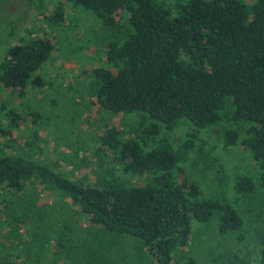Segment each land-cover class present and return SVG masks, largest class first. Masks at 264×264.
Wrapping results in <instances>:
<instances>
[{"label": "trees", "instance_id": "trees-1", "mask_svg": "<svg viewBox=\"0 0 264 264\" xmlns=\"http://www.w3.org/2000/svg\"><path fill=\"white\" fill-rule=\"evenodd\" d=\"M26 4L50 29L63 22L66 4L90 13L103 27L125 21L124 37L104 44V65L83 73L96 83L99 108L111 114H137L144 122L138 137L115 125H105L99 137L98 155L122 180L128 179L125 183L82 184L18 152L0 153V230L19 223L20 217L6 209L9 198L27 181L67 201L89 225L135 238L148 264H194L191 257L173 258L174 251L188 242L191 220L205 222L217 213L219 234L239 229L242 219L235 209L223 199L202 197L166 144L147 150L142 144L181 119L196 129L218 121L232 125L246 121L240 143L254 161V179L238 175L232 187L238 194L255 185L264 190V0H26ZM6 31L14 36V23L8 22ZM27 33L5 47L0 57V137L10 150L17 144L13 131L21 114L9 107L4 94L22 97L28 84L46 85L37 71L53 50L48 35ZM194 136L188 134L182 149L191 147ZM38 139L32 130L24 143L36 145ZM237 140L235 129L223 131L225 146ZM257 262L264 264V240Z\"/></svg>", "mask_w": 264, "mask_h": 264}, {"label": "rangeland", "instance_id": "rangeland-1", "mask_svg": "<svg viewBox=\"0 0 264 264\" xmlns=\"http://www.w3.org/2000/svg\"><path fill=\"white\" fill-rule=\"evenodd\" d=\"M63 16V22L50 29L26 0H0V57L26 30L28 36L45 34L53 42L50 58L37 71L47 84L40 88L28 84L22 97L4 94L21 120L13 131L15 149H6L0 137V153L18 152L82 184L125 183L127 177L122 180L98 155L99 137L105 125L118 126L126 135L138 137L144 121L137 114H111L99 108L96 83L83 72L104 65V44L123 38L127 25L120 21L103 27L90 13L69 4ZM8 22L14 23L11 37L6 31ZM247 126L246 121L237 125L218 121L196 129L181 119L170 129L161 128L153 141L142 144L145 150L166 144L175 154L176 165L195 182L202 197L227 201L242 219L239 229L225 234L217 232V213L205 222L191 220L188 242L174 251L175 260L191 257L194 264L258 263L264 240V190L255 185L252 191L238 194L232 187L238 175L254 179V161L240 143ZM227 128L238 133L233 146L222 142ZM32 130L39 139L36 145L28 146L24 141ZM189 133H195L192 145L182 149ZM6 211L20 218L19 223L0 230V264H148L135 238L89 225L67 201L29 181L9 198Z\"/></svg>", "mask_w": 264, "mask_h": 264}]
</instances>
